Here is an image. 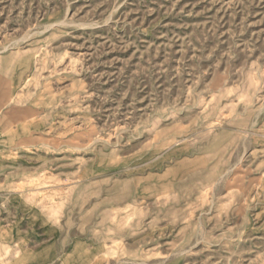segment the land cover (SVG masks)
<instances>
[{
  "label": "rangeland",
  "instance_id": "obj_1",
  "mask_svg": "<svg viewBox=\"0 0 264 264\" xmlns=\"http://www.w3.org/2000/svg\"><path fill=\"white\" fill-rule=\"evenodd\" d=\"M0 264H264V0H0Z\"/></svg>",
  "mask_w": 264,
  "mask_h": 264
}]
</instances>
